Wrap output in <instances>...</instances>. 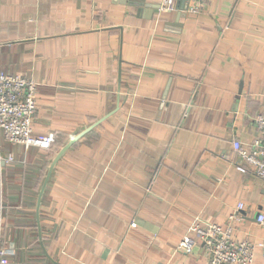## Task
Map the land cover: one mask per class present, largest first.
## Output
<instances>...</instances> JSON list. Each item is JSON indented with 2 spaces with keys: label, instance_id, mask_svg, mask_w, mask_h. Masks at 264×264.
I'll use <instances>...</instances> for the list:
<instances>
[{
  "label": "crops",
  "instance_id": "crops-1",
  "mask_svg": "<svg viewBox=\"0 0 264 264\" xmlns=\"http://www.w3.org/2000/svg\"><path fill=\"white\" fill-rule=\"evenodd\" d=\"M198 3L0 0V71L37 82L33 132L54 136L0 132V264H207L177 243L238 203L233 236L264 264V179L232 147L264 108V0Z\"/></svg>",
  "mask_w": 264,
  "mask_h": 264
},
{
  "label": "built area",
  "instance_id": "built-area-1",
  "mask_svg": "<svg viewBox=\"0 0 264 264\" xmlns=\"http://www.w3.org/2000/svg\"><path fill=\"white\" fill-rule=\"evenodd\" d=\"M200 0H189V11L198 12ZM177 0H159L158 12L175 10ZM37 82L30 77L0 71V132L6 142L19 144L24 148H50L54 136L51 133L40 135L33 132L32 123L36 109ZM254 125L257 136L247 145L239 140L232 141L239 162L236 168L242 172H251L264 179V108L255 115ZM7 161L12 156H7ZM238 203L223 223L204 222L195 218L176 245V249L190 254L194 244L200 243L207 258V264H254L255 254L260 243L243 237L233 236L235 223L241 219ZM1 209V194H0ZM256 222L264 225V214L256 216ZM131 227L136 223L131 222ZM1 229V220H0Z\"/></svg>",
  "mask_w": 264,
  "mask_h": 264
},
{
  "label": "water",
  "instance_id": "water-1",
  "mask_svg": "<svg viewBox=\"0 0 264 264\" xmlns=\"http://www.w3.org/2000/svg\"><path fill=\"white\" fill-rule=\"evenodd\" d=\"M132 1H135V3H137L138 5H144V0H132ZM143 2V3H142ZM77 137L74 136L72 140H70V142H68L65 146H63V148L57 153V155L54 157V159L52 160V163L51 165L49 166L48 170H47V173H46V176L44 178V181L42 183V186L40 188V191H39V194H38V198H37V212L39 210V206H40V199H41V196L43 194V191L45 189V186H46V183L48 181V178L50 176V173L52 171V168L55 164V162L58 160V158L63 154V152L71 145V143L76 139ZM1 163L3 164L4 163V160L1 159ZM38 226H39V223H38Z\"/></svg>",
  "mask_w": 264,
  "mask_h": 264
}]
</instances>
